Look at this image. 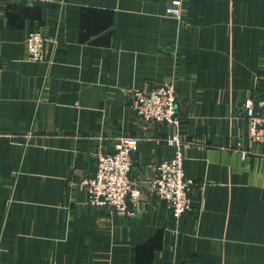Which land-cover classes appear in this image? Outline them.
Masks as SVG:
<instances>
[{
    "label": "crops",
    "instance_id": "obj_1",
    "mask_svg": "<svg viewBox=\"0 0 264 264\" xmlns=\"http://www.w3.org/2000/svg\"><path fill=\"white\" fill-rule=\"evenodd\" d=\"M171 1L0 0V264H264V154L241 106L264 84V0H182V20ZM37 27L47 62L26 57ZM166 80L196 180L181 217L151 187L171 126L127 104ZM121 134L146 136L134 213L91 204L82 184Z\"/></svg>",
    "mask_w": 264,
    "mask_h": 264
},
{
    "label": "built area",
    "instance_id": "obj_2",
    "mask_svg": "<svg viewBox=\"0 0 264 264\" xmlns=\"http://www.w3.org/2000/svg\"><path fill=\"white\" fill-rule=\"evenodd\" d=\"M25 1L58 2L60 5L65 3V0ZM166 11L180 18L181 0H173ZM46 43L47 35L44 28L31 29L25 40L27 59L49 61ZM175 92L176 88L172 81L160 83L149 89L135 88L132 90L128 105L145 125L159 123L171 126L165 142L172 147L173 153L154 163L151 187L155 196L165 201L176 217H181L193 208L191 191L195 181L185 170L184 139L178 104L175 103ZM242 107L249 125V139L251 143L258 144L264 154V84L259 98L249 94L242 101ZM32 133L29 129L22 135L25 145L31 142L35 135ZM145 139L146 136L141 134H121L116 137L113 150L96 152V169L82 180L91 204L109 206L120 212H135V203L140 198L142 190L134 184L131 171L135 164V153ZM153 139L157 141V138ZM242 154L247 155V151L242 150Z\"/></svg>",
    "mask_w": 264,
    "mask_h": 264
},
{
    "label": "rangeland",
    "instance_id": "obj_3",
    "mask_svg": "<svg viewBox=\"0 0 264 264\" xmlns=\"http://www.w3.org/2000/svg\"><path fill=\"white\" fill-rule=\"evenodd\" d=\"M173 2V0L168 4V5H170L171 3ZM182 0H181V6H182V15H181V17L180 18H177V17H175V16H172V15H170V14H168L167 13V11H166V14H168L169 16H172V17H174V18H176L177 20H182V18H183V4H182ZM167 5V6H168ZM166 9H167V7H166ZM45 62H47V61H45ZM172 80H166V81H164V82H171ZM164 82H162V83H164ZM173 82V81H172ZM161 83V84H162ZM174 83V82H173ZM158 85V84H157ZM175 85V84H174ZM154 86H156V85H154ZM153 86H151V87H142V89H149V88H152ZM175 88H176V85H175ZM133 89H135V88H133ZM133 89H131V90H128V92H127V104H129V102H130V96H131V93H132V90ZM175 96H176V98H175V103L176 104H178V93H177V89H176V92H175ZM242 106V105H241ZM243 108V107H242ZM244 111V110H243ZM247 123H248V121H247ZM29 129H31L32 130V134H35L33 137H32V139L36 136V132H35V130L33 129V127L32 126H29L24 132H23V134H26L27 133V131L29 130ZM248 129H249V125H248ZM24 139V138H23ZM32 141V140H31ZM185 142H186V140H184V143H183V146H184V144H185ZM31 143V142H30ZM29 143V144H30ZM25 144V143H24ZM252 144H256V143H252ZM25 146V145H24ZM242 150H245V151H247V155L249 154V152H248V149H242ZM190 176V175H189ZM87 177V176H86ZM85 177V178H86ZM192 177V176H191ZM153 178V177H152ZM193 179H194V181H195V183H196V180H195V178L194 177H192ZM84 179V178H83ZM82 179V180H83ZM134 181V180H133ZM195 183H194V185H195ZM134 184H136V182L134 181ZM194 187V186H193ZM153 190V189H152Z\"/></svg>",
    "mask_w": 264,
    "mask_h": 264
}]
</instances>
